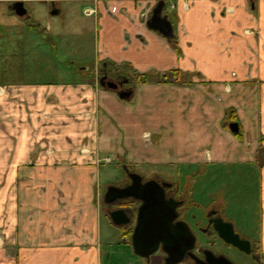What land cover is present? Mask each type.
<instances>
[{"label": "crops", "instance_id": "crops-1", "mask_svg": "<svg viewBox=\"0 0 264 264\" xmlns=\"http://www.w3.org/2000/svg\"><path fill=\"white\" fill-rule=\"evenodd\" d=\"M30 1L55 14L78 5L94 19L92 66L129 65L145 81L128 100L95 85L92 66H79L71 81L20 83L12 28L34 29ZM160 2L169 24L153 27ZM1 8L0 264H99L105 212L92 184L100 153L135 165L264 168V0H0ZM261 212L264 231V204Z\"/></svg>", "mask_w": 264, "mask_h": 264}, {"label": "rangeland", "instance_id": "rangeland-1", "mask_svg": "<svg viewBox=\"0 0 264 264\" xmlns=\"http://www.w3.org/2000/svg\"><path fill=\"white\" fill-rule=\"evenodd\" d=\"M51 7L50 4L42 1L26 3V8H28L31 19L35 23L34 29L28 30L25 23L20 24L17 30L12 28L19 35L18 38L13 39V43H15L13 48L17 49L18 52L17 65L20 83L71 81L74 80L75 76L73 75L79 66L85 65L90 72V67L97 63L94 19L83 16L81 9L78 8V5L74 6L73 2L62 4L63 10H65L63 14L51 13L53 12ZM5 14V8H1L0 16ZM47 25L50 26V30L44 32L43 28ZM2 47L3 41L0 48L2 49ZM15 69H17L16 66ZM95 70H98V66ZM123 71H127L134 78L129 69L124 68ZM107 156L111 159L109 163L103 161ZM96 157L99 160L95 165L92 186L95 194L100 198V203H102L101 196L104 195L107 187L122 188L128 173L132 170L146 177L158 173L169 179L178 178L176 174L178 166L176 164L147 162L135 165L123 163L118 159L116 160L112 153H100ZM195 166H200V169H197L199 174L194 179L196 181L192 189L194 198L203 197L202 193L206 195L210 190L220 191L223 199L229 200L224 210L225 215L228 218H234L243 233L258 238L262 231L261 208L264 204V196H262L264 168L257 162L222 164L209 162L188 166L186 164L180 165L181 170L195 168ZM180 180L181 183L186 181L184 177H181ZM210 197L205 196L202 201L205 203ZM100 224L103 230L102 245L99 246V254L96 252L94 261L97 260L99 264H105L104 258L108 254L111 259V261H107L109 264H151L146 261L143 262L140 256L133 252L130 242L124 246L125 248H121L123 245H120L118 238L119 230L105 214H102ZM198 235L199 242L202 244L204 240L201 234ZM108 236H112L110 241L105 239ZM106 251L107 254H105ZM228 253L237 264H259L258 261L252 260L250 257L248 259L235 251ZM156 256H159V253L153 255L152 258L154 259Z\"/></svg>", "mask_w": 264, "mask_h": 264}, {"label": "flooded vegetation", "instance_id": "flooded-vegetation-1", "mask_svg": "<svg viewBox=\"0 0 264 264\" xmlns=\"http://www.w3.org/2000/svg\"><path fill=\"white\" fill-rule=\"evenodd\" d=\"M104 76L105 82L113 81L118 84L117 89L114 90L129 88L126 79L119 74H115L113 71L101 70L98 79ZM197 169H200V166L187 168V170H181V167H177V179H169L156 173L150 177H146L141 173V175H137L139 173L132 170L128 173V177L122 188L115 189L116 191H113L111 194L112 196H116L115 200L111 202L103 200V208L106 212L120 208L125 211L129 222L122 226L130 230L128 237L131 241L135 228L140 225L141 217H139V213L146 204V194L154 193L156 188L160 187L161 190H156L160 192L159 197H163L166 201L171 202L177 215L173 221L175 226L173 241L172 238H161L156 242V245L158 244L156 253H159L161 264H164L166 258L170 259L172 256L174 257L177 249L181 251V261L178 263L223 264L220 259L225 257L237 264L228 253L229 251H235L246 256L248 259L250 257L252 260L258 261L259 264H264V231L260 232L258 238H253L250 234L243 233L239 229L237 221L225 215L224 210L228 205V201L223 199L220 191L210 190L206 195L202 193L203 197L199 196L198 200L194 198L192 189L196 182L194 179L199 174V170ZM181 177L186 179L185 183H181ZM205 196H211L212 198H208V201L204 203L202 200ZM223 222L231 223L234 233L241 239L250 242L248 247L250 249L249 253L227 243L219 236L217 228H221L222 231L227 233ZM198 234H201L204 240L202 244L199 242L200 238ZM186 236L187 239L193 236L194 241L192 243L189 242L184 238ZM163 246L167 247L170 251L167 253L162 250ZM218 258L220 259L218 260Z\"/></svg>", "mask_w": 264, "mask_h": 264}, {"label": "water", "instance_id": "water-1", "mask_svg": "<svg viewBox=\"0 0 264 264\" xmlns=\"http://www.w3.org/2000/svg\"><path fill=\"white\" fill-rule=\"evenodd\" d=\"M163 7L164 3L160 2L152 11V16L147 21L148 25H151L153 27L158 26L157 23H162L166 21L167 24H169L167 21V15H163ZM16 14L19 16H22L26 13V9L23 6L22 2H17L15 6ZM162 25V24H161ZM160 31L164 34H167V32H170L171 29L169 26H167L168 31H166L163 28H159ZM105 76L100 78V85L102 87H108L111 89H117L118 84L110 81L105 82ZM117 93L120 98H128L131 94V91L126 90H117ZM230 130L232 132L238 131V124L236 122L231 123ZM141 178V176H140ZM138 178V179H140ZM117 188L115 187H109L108 190L105 193V201L111 202L114 201L116 196H112L111 194L113 191L115 192ZM161 190V188H156V190ZM154 191V193L146 194V204L142 207L141 212L139 213V217H141L140 225L135 228L134 234L131 238V245L134 250V252L139 255L140 257L146 258V262L150 263L151 256L155 254L158 244L156 245V242L161 238H172L173 241V235H174V218L177 216L176 211L174 208V205L171 202L166 201L163 197H159L160 192ZM129 195V194H128ZM112 196V197H111ZM122 196V195H121ZM124 196V195H123ZM109 218L111 222L116 226H121L129 222V218L126 216V213L123 209H113L108 212ZM222 221V220H221ZM223 225L227 233L222 231V229L217 228V232L219 236L224 239L227 243H230L236 247H238L240 250L249 253L250 249L249 244L250 242L245 239H241L237 234L234 233L232 224L229 222H223ZM183 237V236H182ZM189 242L194 241V237L191 236L187 239V236L184 237ZM162 250L165 252H169L170 250L167 249V247L163 246ZM181 251L180 249H177L174 257L172 258H166L164 260V264H176L181 261ZM160 260V258L158 257ZM220 258H218L219 260ZM223 264H235L232 261L228 260L227 258L223 257L220 259ZM219 264V263H218ZM222 264V263H221Z\"/></svg>", "mask_w": 264, "mask_h": 264}, {"label": "trees", "instance_id": "trees-1", "mask_svg": "<svg viewBox=\"0 0 264 264\" xmlns=\"http://www.w3.org/2000/svg\"><path fill=\"white\" fill-rule=\"evenodd\" d=\"M99 66L102 70L113 71L117 75L120 74L124 77H128L131 80V85H130V88L128 90L131 92H133V88L137 84V82L145 81V77L143 75L141 76V75L137 74L136 72H133L132 70H130L132 72V74L134 75V78H133L130 75V73H127V71H123L124 68H130L129 65L116 64L114 62L107 60V61H102L99 64ZM122 71H123V73H120ZM167 76H166V80H168ZM175 81H177V80H175ZM129 98L130 97H128L126 99L128 100ZM118 229H119L122 236H128L130 234V230L128 228H126L125 226H120V227H118Z\"/></svg>", "mask_w": 264, "mask_h": 264}, {"label": "built area", "instance_id": "built-area-1", "mask_svg": "<svg viewBox=\"0 0 264 264\" xmlns=\"http://www.w3.org/2000/svg\"><path fill=\"white\" fill-rule=\"evenodd\" d=\"M106 161H110V158H109V157H107V158H106Z\"/></svg>", "mask_w": 264, "mask_h": 264}]
</instances>
